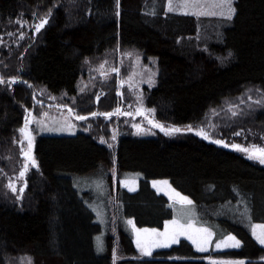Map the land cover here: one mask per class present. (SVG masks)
Masks as SVG:
<instances>
[{"label":"trees","instance_id":"trees-1","mask_svg":"<svg viewBox=\"0 0 264 264\" xmlns=\"http://www.w3.org/2000/svg\"><path fill=\"white\" fill-rule=\"evenodd\" d=\"M167 1L0 0V37L18 23L45 20L35 36L29 32L21 43L0 47V264H253L264 258L249 229L264 224V166L230 147L259 145L264 137V103L241 101L247 95L264 98V0H234L233 20L204 47L195 42L201 21L168 13ZM126 51L157 59V83L144 89L145 105L156 121L181 131L150 139L128 133L109 150L96 137H108L113 120L104 115L120 104V77L103 85L106 94L97 103V91L84 96L78 83L92 82V66ZM40 89L67 95L76 117L90 128L82 125L89 131L72 137H39L33 148L37 168L16 197L7 183L23 163L19 135L26 112H37ZM113 165L118 178L141 175L136 192L114 190ZM98 170L107 174L116 206L113 233L101 255L95 248L101 228L87 206L90 194L78 193L68 178ZM153 180H167L192 201L214 238L232 235L239 248L202 253L181 240L140 256L130 222L160 230L173 218L168 199L151 189ZM235 205L239 216L224 209Z\"/></svg>","mask_w":264,"mask_h":264},{"label":"rangeland","instance_id":"rangeland-1","mask_svg":"<svg viewBox=\"0 0 264 264\" xmlns=\"http://www.w3.org/2000/svg\"><path fill=\"white\" fill-rule=\"evenodd\" d=\"M166 11L173 14L184 13L183 15L193 16L201 21L195 42L204 47L206 41L218 39L222 29L231 23L235 15V6L234 0H168ZM44 23L45 20L33 25L18 23L17 29L0 37V47L1 45L9 47L21 43L27 38L29 32L35 36ZM108 57L107 61L92 66V82L82 78L78 83V93H84L82 94L84 96L97 91L95 97L97 103L106 94L103 91V85L110 82L113 76L120 77L116 86V95L120 104L112 114L104 115V120H113V124L109 128L108 137H96L97 142L109 150H114L118 139L128 133L140 139L154 138L157 134L168 137L178 134L181 131L180 128L166 126L156 121L154 111L145 105L144 89H151L157 83V59H145L138 52L133 51L121 54L112 53ZM36 96L37 106L35 109L37 112H26L23 124V128L30 130L33 139L32 142H27L23 136L19 135L18 146L23 163L18 174L10 178L7 183L9 190L16 197H20L25 189L27 174L37 168L33 148L39 137H72L78 132L89 131L83 130L82 125L90 128V124L85 118L81 122V119L76 117L73 101L72 99L67 101V95L50 96L44 89H40L36 92ZM246 100L252 105L264 103V98L257 100L251 95L241 99L243 102ZM230 111L234 114L238 109L230 108ZM92 118L95 119L96 116ZM212 131H214L213 126L210 127L209 133ZM245 140L246 137H243V141ZM230 147L246 159L264 166V137L262 144L259 145L246 141L245 143H233ZM109 174L112 177L114 190L118 187L129 193L137 191L141 179L140 174L126 173L118 178L114 165ZM106 176L107 174L103 170H98L90 175L68 177L78 193L90 194L91 201L87 203V206L94 214L95 222L101 228L100 234L95 238V248L100 255L104 253L107 235L113 233L112 224L116 208L112 194H108ZM150 187L158 195L168 199L173 218L167 221L164 228L160 230L138 229L130 222L134 246L140 256L147 257L157 250H167L181 240H187L196 251L202 253L239 248L240 242L232 235L226 234L214 238L212 227L204 225L197 218L192 201L176 191L167 180L150 181ZM224 209L229 214L236 216L242 214L239 205L224 206ZM249 229L256 243L264 249V224L252 223ZM262 259L264 258H255L252 263L262 264ZM17 264L27 263L20 261Z\"/></svg>","mask_w":264,"mask_h":264},{"label":"water","instance_id":"water-1","mask_svg":"<svg viewBox=\"0 0 264 264\" xmlns=\"http://www.w3.org/2000/svg\"><path fill=\"white\" fill-rule=\"evenodd\" d=\"M21 134L27 142H32L33 136L29 129L22 128Z\"/></svg>","mask_w":264,"mask_h":264},{"label":"crops","instance_id":"crops-1","mask_svg":"<svg viewBox=\"0 0 264 264\" xmlns=\"http://www.w3.org/2000/svg\"><path fill=\"white\" fill-rule=\"evenodd\" d=\"M183 14H184V13H183ZM183 14H182V15H183Z\"/></svg>","mask_w":264,"mask_h":264}]
</instances>
